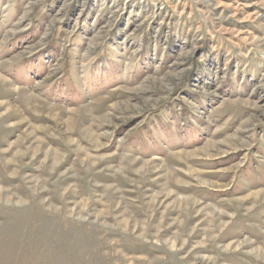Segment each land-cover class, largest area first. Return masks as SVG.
<instances>
[{"label": "rangeland", "instance_id": "1", "mask_svg": "<svg viewBox=\"0 0 264 264\" xmlns=\"http://www.w3.org/2000/svg\"><path fill=\"white\" fill-rule=\"evenodd\" d=\"M0 264H264V0H0Z\"/></svg>", "mask_w": 264, "mask_h": 264}, {"label": "bare ground", "instance_id": "2", "mask_svg": "<svg viewBox=\"0 0 264 264\" xmlns=\"http://www.w3.org/2000/svg\"><path fill=\"white\" fill-rule=\"evenodd\" d=\"M260 192V191H259ZM259 192H257V193H259ZM257 193H250V194H248L245 198H247L248 196H251V195H254V194H257ZM261 193V192H260ZM260 193H259V195H260ZM262 194V193H261ZM262 196V195H261ZM253 197V196H252ZM263 197V196H262ZM254 198V197H253ZM247 243V242H246ZM243 244V243H242Z\"/></svg>", "mask_w": 264, "mask_h": 264}]
</instances>
